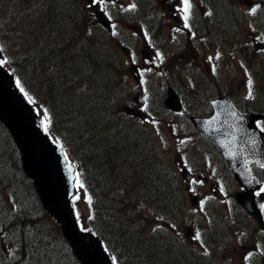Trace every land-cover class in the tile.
Listing matches in <instances>:
<instances>
[{"label": "trees", "instance_id": "1", "mask_svg": "<svg viewBox=\"0 0 264 264\" xmlns=\"http://www.w3.org/2000/svg\"><path fill=\"white\" fill-rule=\"evenodd\" d=\"M61 39L64 44L56 37L44 38L46 44L55 46H45L46 49L40 46L42 57L36 60L37 68H32L31 78L35 88L31 91V98L38 108L46 112L47 127L50 126L52 137L60 141L69 155L74 156L73 143L61 141L51 127L49 110L52 115L59 114L58 127L65 126L63 119L69 112L78 117V109H100V113L102 109L106 111L109 109L104 102L106 98L114 99L116 102H107L117 105L118 99L113 97V91L114 87L118 89L116 82L121 78L116 71L114 75L112 55L101 43H83L76 48L74 42L70 44L68 37ZM76 49L78 52H75ZM76 88H82L85 92L83 99L73 96L70 104L59 102L62 92L72 94ZM158 98L156 105L164 110L162 97L159 95ZM115 110L118 113V106ZM124 116L127 123L120 129H111L109 132H104L106 129L103 128L96 129L93 133L82 135L77 143L78 146L82 143L78 155L75 154L80 167L78 180L90 198L91 209L89 214H85L75 200L80 225L99 235L104 243L111 241L117 245L124 253L123 258L118 260L119 264H178L176 254L172 255L173 248H182L177 236L171 235V231L166 228L161 234L150 226L151 211L169 213L168 210L174 212L179 209L181 212V190L177 186V176L172 170L168 151L164 150L153 133L146 131L145 122ZM89 127L92 130L94 125L89 124ZM22 179L28 185L33 211L20 212L6 203L0 204V228L10 238V242H5L0 237V264H80L63 238L60 225L43 208L32 181L24 173ZM10 184L12 186L13 182L5 177L4 187L9 188ZM18 188L19 192L20 186ZM170 217L166 219L171 220ZM162 220L166 224L159 226L164 228L168 222ZM33 234L34 239L31 240ZM153 234H157L155 240L152 239ZM12 242L13 250L15 247L19 249L6 257L4 249L8 250L7 246ZM153 244L158 245L155 248ZM165 251L167 255L163 256ZM17 252L23 254L17 256ZM113 254L117 258V253ZM194 264H201V261Z\"/></svg>", "mask_w": 264, "mask_h": 264}, {"label": "rangeland", "instance_id": "2", "mask_svg": "<svg viewBox=\"0 0 264 264\" xmlns=\"http://www.w3.org/2000/svg\"><path fill=\"white\" fill-rule=\"evenodd\" d=\"M264 1V0H262ZM64 0H49V6L52 8H63ZM168 15V14H167ZM42 20V18H41ZM172 21V20H170ZM260 22L263 23V20ZM135 27H138L137 25H134ZM53 27V26H51ZM19 28V27H18ZM27 25L24 23L21 26L22 29H26ZM36 29L33 28V31L31 32L32 35H30L28 38V34L25 35L24 32L21 34H18L15 32V28L13 26H5L4 29L8 33L7 40H2L0 38V45H2L5 48L10 47L11 53L15 56L16 53L13 51L11 46H13L16 43H22L23 47L27 49L30 54L34 55V57H37L38 51L42 49H46V43L44 42V39L39 40L36 39V36L38 34L42 36L49 35V26L48 25H36ZM264 28V27H263ZM32 30V29H31ZM241 31L242 34L247 33V25L243 24L241 25ZM46 32V33H45ZM170 30H168V27L165 30H162V36H164L167 41L169 42L168 45H166V48L161 49L160 45L158 43H150V46L143 40L139 39L140 44L138 45V52H139V58L135 62L131 58H129L127 55L119 56V63L122 62L121 66L124 68V71L120 69V78L122 82H118L119 85L118 89L114 87L113 91V97L116 99H119L120 102L118 105L110 104L107 101H115L114 99H105V103L109 106V109L103 112L97 111H91L89 109H83L82 111L78 109L77 116L76 114L69 115V118L65 119L64 125L71 124V127L68 130L67 134L63 130L56 129L58 128V125H54L55 132L60 134V136H64L67 138L69 142L73 143V154H77L79 151V147L82 145V143L78 146L77 143L80 141V137L82 135L90 134L92 131H96V129L100 130L101 128L106 129L104 132H109L111 129H120L123 125H126V117L124 114H126L123 110V103L126 98L128 102L130 99L134 101L135 95L138 93V90L143 91V97L146 100V103L144 106L141 107L142 111L147 114V116L141 118L142 120H145L149 125L148 127L153 130L156 133V136L158 139L162 142V147H164V150L166 149L168 151V155L170 156V161L172 164V169L177 172H179V168L183 165V161L188 162L187 165L191 170L196 173L195 175V182L194 184L190 185L189 188L185 187L186 185L183 183V192L181 195L183 209L180 210L176 209L174 212L172 210H168V212L162 211H151L152 219L150 224L151 227L159 226L158 224H161V216L163 214H167L164 217L169 218L171 215V220L174 222L175 225H178V229L181 231L182 236L189 231V227H192V238L193 242H198L199 240L194 239L197 233L201 230V225L204 223L206 225V228H208L209 231L213 230V233L218 235L220 239L221 234L224 231V222L231 221L234 214L229 211V204L230 197H229V190L226 189L229 188L231 191L234 189L237 190V187L234 185V183L229 180L226 183V186H224V183L222 184V178L220 175H218V169H217V163L218 157L213 156L212 158L205 156L202 154V151L199 149L197 150V157L192 155L190 157L185 156L178 152L180 147L185 146L186 144H190L188 139L189 137H186L182 133L185 132L182 125H184L182 122L177 120H160L156 117H153L155 113L162 114L161 110H158L156 106L152 103L157 101V95L160 94V91L163 89L164 81H169V83H175L178 81L180 84V90L182 95L191 100L193 93H194V87L193 83L188 79V74L186 75L185 72L190 69L193 74L198 78L195 81L196 84V90L201 85H205L207 83V79L201 75L200 73H206L207 69V56L208 51L206 50V43L207 41L205 39H199L196 38L193 40V46L192 48L198 55L190 56V51H185L184 56L180 54L178 51V48L176 46V42L174 39H172V43L170 42ZM20 35V36H19ZM174 38V37H173ZM36 39V40H34ZM164 42V41H163ZM33 43V45H32ZM41 46V47H40ZM33 47V48H32ZM37 47V48H36ZM36 48V49H35ZM147 50L148 52L144 53V50ZM24 51L25 49H22ZM171 50L173 52V56L171 54ZM15 53V54H14ZM177 65V66H176ZM172 66L177 67V72L171 70ZM29 72L31 71V67L27 65L26 67ZM114 69V68H113ZM165 70H171L169 72V75L166 74ZM176 70V69H175ZM181 72V73H180ZM243 74V71H240L239 73H235L233 76V80L235 82H246V76ZM253 75V74H252ZM250 76V75H249ZM168 83V84H169ZM170 86V85H169ZM74 93V95H73ZM72 94H66L62 92L60 103L70 104L72 102L73 96L78 97L79 99H83L85 97V92L81 88H76L73 91ZM111 97V95H110ZM63 100V101H62ZM102 103V98L99 99ZM116 106H118L119 110L118 113L116 112ZM148 106L151 109V111H148ZM148 111V112H147ZM39 112L44 115L43 111L39 110ZM49 119H53L55 121V124L59 123V114L57 115H51L49 116ZM92 126L94 125L93 129L90 130L89 124ZM87 128V129H86ZM140 130V129H139ZM122 131V130H120ZM6 132L4 127L0 125V176L4 175V178L7 177L8 181H12L13 185L9 186V188H5L0 184V190H5V192L0 191V204L6 203L8 204V207H14L17 210L26 211V212H32L31 209V203L32 200L28 194L29 188L26 184V181H23L22 179V167L20 168L21 161H19L18 153L15 152L14 149L11 148L8 141L5 139L3 133ZM62 132V133H61ZM93 133V132H92ZM73 138V139H72ZM188 139V140H187ZM202 146H205L209 148V145L206 144L203 141H199ZM190 146V145H189ZM210 149V148H209ZM208 149V150H209ZM210 151H215L213 148L210 149ZM166 152V151H165ZM68 154V153H67ZM78 155V154H77ZM70 155L68 154V157ZM72 161L73 159L71 156L69 157ZM74 161V160H73ZM186 165V166H187ZM198 167H196V166ZM14 166L16 167V171H14ZM187 166V167H188ZM196 167V168H195ZM195 168V169H194ZM200 175L203 176V179L200 178ZM3 178V180H4ZM182 179V178H181ZM1 182V179H0ZM20 186V192H18V187ZM235 187V188H234ZM17 191L19 193V196L14 195L13 192ZM193 195H199L201 198L202 205L206 201V205H210L214 198L217 201V205L214 208V211L217 213V218L214 219V224L210 225L208 219L205 216L204 212H201L202 209L199 207L198 209H194L191 203V197ZM228 198L225 200V198ZM79 198V199H77ZM77 202L80 204L81 209L85 213L90 212V201L89 197H87L84 192H80L76 198ZM156 206V205H152ZM19 207V209H18ZM213 209V208H212ZM207 212V210H205ZM179 214H182L179 218ZM159 216V217H158ZM160 219V220H159ZM232 225L233 236H234V242L233 245L228 246V249L222 250L219 249L220 243L216 244H210V247L213 250V257L207 256L205 253L197 252L198 254L190 255L186 253L185 251L181 250V248L172 249V255L177 256V262L178 264H194L197 261H201V264H248V257L254 249H251L253 244H245L242 243L241 240H239V233L241 232L238 225V227H235L234 224ZM157 231L161 232V229H156ZM155 230V232H157ZM36 235L38 233L35 232ZM31 236V240L34 239V235ZM162 234V233H161ZM157 234H153L152 239L155 240ZM45 237V235H42ZM150 236V239H151ZM200 238L203 237L202 234H199ZM0 237L5 242H10V238L8 234H4L1 232ZM132 238H136L134 235H131ZM185 237V236H184ZM49 240V237H48ZM209 241V240H208ZM157 241H155L156 243ZM110 247L113 248V250L118 252L119 257L123 258L124 253L119 250L117 245L113 244L111 241ZM12 243H9L8 250L5 249L6 257L11 255V252H13L12 249ZM64 248L67 250L69 254V250L65 245L62 243ZM155 245L153 246L156 248ZM19 247H16V250H18ZM43 249V246L41 247L40 251ZM14 250V252L16 251ZM162 253V252H161ZM23 252H21L20 255H22ZM19 255V252L16 254ZM167 255V251H165L164 256ZM134 259V258H133ZM49 261V257H48ZM50 264V263H49Z\"/></svg>", "mask_w": 264, "mask_h": 264}, {"label": "water", "instance_id": "3", "mask_svg": "<svg viewBox=\"0 0 264 264\" xmlns=\"http://www.w3.org/2000/svg\"><path fill=\"white\" fill-rule=\"evenodd\" d=\"M166 106L181 110L179 96L169 88ZM211 118L193 117L195 127L214 140L223 151L235 177L247 193L237 200L250 212H258L260 196H254L258 184L249 171L248 161L264 165V132L254 127L256 115L239 116L219 104ZM229 118L221 120V117ZM0 119L11 132L21 153L23 170L33 180L44 208L56 219L74 255L82 264H114L98 236L79 228L72 196L75 194V166L64 151L42 131L41 117L15 85L14 76L0 65ZM245 146L250 150L242 149Z\"/></svg>", "mask_w": 264, "mask_h": 264}, {"label": "flooded vegetation", "instance_id": "4", "mask_svg": "<svg viewBox=\"0 0 264 264\" xmlns=\"http://www.w3.org/2000/svg\"><path fill=\"white\" fill-rule=\"evenodd\" d=\"M82 1L83 3L77 7H71L68 4L65 8L67 12L78 16L79 22L89 23L96 21L100 23L101 18L98 19V17L107 15L105 6H101L102 2L104 3L103 0L94 5L93 1ZM109 1L115 2V0ZM122 1H133L137 4L134 12L135 17L129 21L127 20L126 23L145 25L148 29L150 16L148 14L149 7L146 4L150 0ZM167 2L168 0H162L161 10L166 11L169 8L168 11L171 12L168 17L175 22V27L172 31L181 51L188 50L193 54L190 56H194L191 36L197 29L201 28V25L208 27V35L205 34L207 35L206 49L210 50L214 43L218 48L222 49L216 54L215 61L211 58L210 62H208V72L211 81L204 86H200L205 87L207 91L202 92L205 95L204 99L195 98V109L199 111L197 113L203 116L212 115L215 109L211 101L218 97H224L232 103L240 114H261L263 117L256 122L264 131V33L260 27V24L264 25V21L263 23L260 22L264 19V1L189 0L187 27L184 20V0H176L173 9L166 4ZM253 8L256 9L254 13L252 12ZM162 13L163 11H160L159 15L161 16ZM242 23L247 25L248 31L245 34H242L241 31ZM221 61L235 63L236 68L246 74L247 81H228V74L232 70H224L228 69L227 64H224L223 70L219 69L217 63ZM232 73H235V71ZM249 81H251V95L249 94ZM212 148L215 151H211L209 157H218L222 165L225 166L219 149L215 145ZM251 168L254 176L262 183L260 190L257 191L260 194L264 192V167L251 164ZM200 178L203 179V176L200 175ZM239 191H244V189L239 186ZM205 216L208 219L217 218L215 213L205 214ZM250 220L254 224L255 234V239L250 244H253V246L262 245L264 249V201L261 203V217L250 216ZM240 222L245 227V219L241 218ZM242 239L243 242L246 239L244 233ZM256 259L258 264H264V255L257 256Z\"/></svg>", "mask_w": 264, "mask_h": 264}, {"label": "snow or ice", "instance_id": "5", "mask_svg": "<svg viewBox=\"0 0 264 264\" xmlns=\"http://www.w3.org/2000/svg\"><path fill=\"white\" fill-rule=\"evenodd\" d=\"M95 2L96 3H100L101 2V0H95ZM184 5H185V8H184V11H185V17H184V20H185V26L187 27V20H188V15H187V13H188V9H189V7H190V5H189V0H184ZM255 8H253L252 9V12L254 13L255 12ZM0 51H2V49H0ZM5 61H2V60H0V64H3ZM17 86L19 87L20 86V82H19V80H17ZM249 89H250V95H251V81H249ZM22 92L24 91L23 90V88H21L20 89ZM25 95H27V93H25ZM29 102L31 103V102H33L32 100H31V98L29 97ZM45 115H46V113H45ZM45 131H47V126L45 125ZM194 239H196V240H199L200 239V236H199V233H197L196 234V236L194 237ZM114 260H115V258H113Z\"/></svg>", "mask_w": 264, "mask_h": 264}, {"label": "bare ground", "instance_id": "6", "mask_svg": "<svg viewBox=\"0 0 264 264\" xmlns=\"http://www.w3.org/2000/svg\"><path fill=\"white\" fill-rule=\"evenodd\" d=\"M33 48V47H32ZM36 49V48H35ZM49 51H51V49H49ZM95 86V85H94ZM73 139V138H72ZM111 216V215H110ZM111 218V217H110ZM164 256V255H163ZM147 262V261H146ZM156 262V261H155ZM162 262V261H161ZM157 263V262H156ZM154 264V263H153Z\"/></svg>", "mask_w": 264, "mask_h": 264}]
</instances>
